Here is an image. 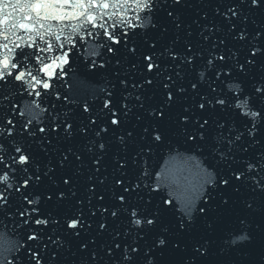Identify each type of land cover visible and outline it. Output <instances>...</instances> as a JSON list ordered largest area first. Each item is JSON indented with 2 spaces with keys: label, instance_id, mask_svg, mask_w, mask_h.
<instances>
[{
  "label": "snow or ice",
  "instance_id": "snow-or-ice-1",
  "mask_svg": "<svg viewBox=\"0 0 264 264\" xmlns=\"http://www.w3.org/2000/svg\"><path fill=\"white\" fill-rule=\"evenodd\" d=\"M0 264H264V0H0Z\"/></svg>",
  "mask_w": 264,
  "mask_h": 264
},
{
  "label": "water",
  "instance_id": "water-1",
  "mask_svg": "<svg viewBox=\"0 0 264 264\" xmlns=\"http://www.w3.org/2000/svg\"><path fill=\"white\" fill-rule=\"evenodd\" d=\"M189 179H192L191 177H189Z\"/></svg>",
  "mask_w": 264,
  "mask_h": 264
}]
</instances>
